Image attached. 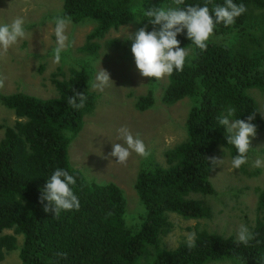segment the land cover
<instances>
[{
	"label": "trees",
	"instance_id": "1",
	"mask_svg": "<svg viewBox=\"0 0 264 264\" xmlns=\"http://www.w3.org/2000/svg\"><path fill=\"white\" fill-rule=\"evenodd\" d=\"M159 1L176 6L174 0ZM206 2L184 0V5L203 6ZM224 2L211 0L208 6L211 9ZM233 2L246 5L247 11L231 26L217 24L206 51L191 44L186 29L177 37L180 46L191 52L183 71L168 76L163 100L168 105L186 98L193 102L186 120L187 136L165 153L166 166L152 162L139 172L135 189L145 214L136 230L126 226L127 202L122 190L114 183L89 182L69 158L70 144L97 102L87 63H77L66 78L54 74L57 97L42 99L24 93L0 97L17 117L14 126L5 128L0 142V262L18 249V236H22V264H264V188L258 196L255 225L250 229L255 238L248 245L238 243L235 236L198 229L192 249L186 242L173 250L162 243L174 228L170 214L185 220L212 218L209 204L195 197L216 193L211 182L215 166L207 158L216 157L219 146L226 148L232 158L238 154L227 143L226 129L216 118L229 106L236 109L233 119L246 122L256 111L252 121L256 133L264 130L259 104L249 93L252 89L264 91V0ZM145 9H150L146 0H63L59 16L71 17L74 23L92 20L97 24L80 49L97 56L101 49L98 41L135 18H139V28L159 30L147 21ZM108 46L129 50L120 39L111 40ZM147 79L150 87L158 86V79ZM154 90L137 99L138 110L154 106ZM75 92H86L82 109L67 103ZM57 168L67 170L76 179L70 187L80 208L61 211L55 218L54 212L44 210L47 201L42 204L40 198L47 179Z\"/></svg>",
	"mask_w": 264,
	"mask_h": 264
},
{
	"label": "rangeland",
	"instance_id": "2",
	"mask_svg": "<svg viewBox=\"0 0 264 264\" xmlns=\"http://www.w3.org/2000/svg\"><path fill=\"white\" fill-rule=\"evenodd\" d=\"M146 1L150 9L163 5L159 0ZM62 10L63 0H0V23L10 22L21 16L25 20L24 27L30 34L6 53L0 51V79L4 80L0 97L16 93L42 99L57 97L53 84L54 74H58L60 79L66 78L71 68L79 62H85L90 67L91 82L100 67L106 70L112 82L103 91L91 88L97 97L96 106L85 117L82 131L71 142L69 158L72 166L80 170L89 182L114 183L122 190L127 202L126 226L136 230L145 214L135 189L138 174L153 163L167 165L165 153L186 139V120L193 102L186 98L172 105L166 104L163 97L168 86V76L158 79V86L150 87L148 79L139 73L131 44H126V41H130L129 33H135L139 29V18L118 30L109 31L99 40L101 49L97 56L80 51L97 24L92 20L72 22L67 29L69 46L62 52L60 63L54 64L52 51L56 47V39L53 21ZM119 39L129 47L128 51L122 47L116 49L108 46L111 40ZM153 89L154 106L147 111L138 110L137 99ZM249 93L264 113V91L252 89ZM262 118L264 120V115ZM16 121L15 113L0 100V142L4 138L5 128L14 126ZM121 126H127L133 136H139L143 140L150 153L148 157L133 152L126 164H119L117 158L110 156L112 143H123L117 138V129ZM250 139L248 163L240 169L231 167L232 157L226 148H217L216 158L224 159L225 162L223 165H216L211 173L216 193L207 197L195 196L206 201L213 209L212 218L185 220L176 214H170L169 219L174 228L162 238L165 248H177L186 242L187 233H195L197 229L237 237L241 224L247 225L249 229L255 225L258 196L264 188V164L254 167L253 163L257 158L264 161V130ZM222 148L225 150L222 151ZM6 234H13V231H6ZM22 240L23 237L18 236V249L8 253L0 264H22L19 256ZM210 264L233 263L223 261Z\"/></svg>",
	"mask_w": 264,
	"mask_h": 264
},
{
	"label": "clouds",
	"instance_id": "3",
	"mask_svg": "<svg viewBox=\"0 0 264 264\" xmlns=\"http://www.w3.org/2000/svg\"><path fill=\"white\" fill-rule=\"evenodd\" d=\"M210 2L211 0H208L201 6L198 4L184 5V0H174L175 7L163 4L160 7L145 9L144 15L148 18L147 21L153 26H159V30L154 28L148 31L147 26H144L135 33H129L131 52L135 58L136 67L143 77L160 79L172 75L174 71H183L190 50L188 47L182 48L177 37L185 29L191 44L206 51L217 24L222 23L225 27L231 26L247 11L246 5L234 3L233 0H225L223 5L214 4L211 9L208 6ZM53 22L56 47L52 51V60L54 64H59L62 52L69 46L67 29L72 21L71 17L57 16ZM24 24L25 20L21 16L13 18L10 22L0 23V51L6 53L20 40L30 35ZM110 82H112L110 74L100 67L90 87L103 91ZM2 87H4V80L0 79V88ZM85 93L75 92L68 98V105L74 109L84 108L87 101ZM235 112L236 109L229 106L226 112L216 119L218 124L226 129L227 143L234 146L238 153L231 159V167L240 169L248 163V153L251 150L250 138H254L257 132L252 122L256 111L248 117L247 122L239 118L233 119ZM117 132V138L123 143H112L113 150L110 153V156L117 158V163L126 164L133 152L145 158L150 155L143 140L139 136H133L127 126H121ZM224 150L222 148V151ZM207 160L213 166L223 165L225 162L224 159L216 157L207 158ZM262 164L264 161L257 158L253 166L261 167ZM75 184L76 179L73 175H70L67 170L57 168L41 190V203L47 201L44 210L54 212L55 218L59 217L61 211L79 210L80 201L70 187ZM254 238V234L247 225L239 226L238 243L248 245ZM196 239V233L186 234V244L189 249L195 247ZM58 255L66 256V253Z\"/></svg>",
	"mask_w": 264,
	"mask_h": 264
}]
</instances>
